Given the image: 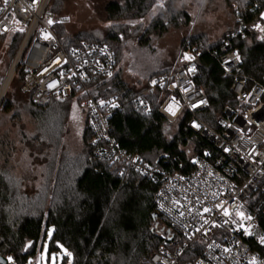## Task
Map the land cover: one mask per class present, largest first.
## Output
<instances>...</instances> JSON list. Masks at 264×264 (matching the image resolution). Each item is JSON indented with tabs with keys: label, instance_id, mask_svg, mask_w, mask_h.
I'll use <instances>...</instances> for the list:
<instances>
[{
	"label": "trees",
	"instance_id": "16d2710c",
	"mask_svg": "<svg viewBox=\"0 0 264 264\" xmlns=\"http://www.w3.org/2000/svg\"><path fill=\"white\" fill-rule=\"evenodd\" d=\"M157 1L119 0L109 3L106 13L110 21L116 23L105 38L89 33L69 36L65 26H56L55 29L67 48L86 41L107 45L114 52V75L108 79L97 77L98 83L91 95L95 99L115 96L122 103L123 109L111 120L119 148L140 155L155 166L176 168L185 174L192 169L193 163L183 148L193 144V154L197 155L208 147L207 142L189 128L191 114L185 113L173 123L167 121L159 113V107L168 93L157 90L142 95L144 87L137 90L131 86L119 68L121 50L138 36L143 27L138 21L150 13ZM173 2L166 1L168 12L157 15L149 24V31L164 35L170 26L183 28L190 24L189 13L175 9ZM228 2L236 7L235 24L231 30L215 42L205 35L186 37L182 42L183 54L190 52L198 59L200 75L197 86L203 89L209 101L208 110L201 116L210 124L214 118L209 116H217L226 106H235L230 90L231 79L224 76L219 65L222 42L228 36L236 34L231 45L241 54L244 74L251 80L264 83V32L249 27L256 18L264 20V0ZM57 7V0H52L51 10L59 16ZM237 20L247 27L244 35L240 33ZM10 40L14 47L13 59L19 39ZM178 68L157 72L146 82ZM16 79L22 86L24 76L20 69ZM26 95L29 100L23 109L38 124L42 136L37 140H42L52 155L46 163L43 185L34 193L23 191L21 183L9 171L0 169V255L12 258L15 264H37L32 260L48 241L49 256L62 257L63 264H150V256L164 243L161 230L170 226L156 210L159 182L141 176L121 159L108 160L99 156L100 144L94 143L96 137L86 120L84 150L75 155L64 153L58 156L56 146L65 131L72 101L55 99L47 107H38L32 103L31 96ZM5 97L0 108L14 109L13 101ZM76 105L79 108L78 103ZM172 125H176V132L170 139L168 127ZM261 224L264 238V222ZM251 246L264 257L261 240H254Z\"/></svg>",
	"mask_w": 264,
	"mask_h": 264
},
{
	"label": "built area",
	"instance_id": "2783aa9c",
	"mask_svg": "<svg viewBox=\"0 0 264 264\" xmlns=\"http://www.w3.org/2000/svg\"><path fill=\"white\" fill-rule=\"evenodd\" d=\"M51 4L52 0H0V39H19L0 86V102L20 69L22 91L34 105L47 107L55 99L78 103L96 137L94 143L100 144L99 156L121 159L141 176L159 182L156 210L170 226L161 230L164 243L150 256V264H264V257L251 246L263 238L264 83L244 74L241 54L231 45L236 34L222 42L219 57L224 76L231 79L235 106L224 107L213 124L201 116L209 101L197 86L200 68L194 55L185 66L145 84L142 95L168 93L159 107L167 121L191 114L189 128L208 144L192 155L193 167L183 174L119 148L111 120L123 109L122 103L115 96L91 95L97 77L114 75L115 54L107 45L86 41L67 48L55 27L67 26L71 19L55 15ZM240 26L244 35L247 27L242 22ZM249 27L264 28V20L256 18Z\"/></svg>",
	"mask_w": 264,
	"mask_h": 264
},
{
	"label": "rangeland",
	"instance_id": "374dc122",
	"mask_svg": "<svg viewBox=\"0 0 264 264\" xmlns=\"http://www.w3.org/2000/svg\"><path fill=\"white\" fill-rule=\"evenodd\" d=\"M114 1L119 0H57V10L71 19V23L65 26L69 36L89 33L105 38L107 31L116 23L110 21L106 13L107 5ZM166 1L168 0H158L150 13L138 21L143 24L142 29L138 31L137 37L124 45L120 53L119 68L122 76L137 90L145 88L151 75L181 67L193 58L190 52L183 54V39L205 35L208 40L215 42L235 24L236 7L228 0H174L175 9L189 13L190 24L183 28L170 26L164 35L154 30L149 31L151 21L160 13L168 12ZM120 22L126 23L124 20ZM261 29L264 28H259L260 32H264ZM13 49L10 39H0V86L11 65ZM5 98L13 101L15 108L10 111L0 108V169L9 171L21 183L23 191L34 193L43 185L46 163L52 152L45 149L42 140H37L42 136L40 128L23 109L29 98L22 91L20 80L15 78ZM71 106L65 131L56 146L58 156L64 153L75 155L84 150L86 116L76 102L72 101ZM168 129V138L171 139L176 132V125ZM183 150L192 157L194 145L190 144ZM32 261L37 264H63L62 257L49 256L48 241Z\"/></svg>",
	"mask_w": 264,
	"mask_h": 264
},
{
	"label": "snow or ice",
	"instance_id": "6c2138e0",
	"mask_svg": "<svg viewBox=\"0 0 264 264\" xmlns=\"http://www.w3.org/2000/svg\"><path fill=\"white\" fill-rule=\"evenodd\" d=\"M5 3H7V0H5ZM49 23L51 24L52 21L50 20ZM257 27H259V25H257ZM261 30H264V29H261ZM46 38H47V37H46ZM186 58L190 59V57H186ZM52 86H53V85H50V87H52ZM173 114H175V113H173ZM194 126H196V125H194ZM204 211L207 212V211H209V210H208V209H205ZM224 214H225V215H228L229 213H228L227 211H225ZM240 215L242 216L243 214L240 213ZM261 243H264V238H261ZM53 259H54V258H53Z\"/></svg>",
	"mask_w": 264,
	"mask_h": 264
},
{
	"label": "water",
	"instance_id": "95a60500",
	"mask_svg": "<svg viewBox=\"0 0 264 264\" xmlns=\"http://www.w3.org/2000/svg\"><path fill=\"white\" fill-rule=\"evenodd\" d=\"M0 264H13V263H9L7 258L0 255Z\"/></svg>",
	"mask_w": 264,
	"mask_h": 264
}]
</instances>
